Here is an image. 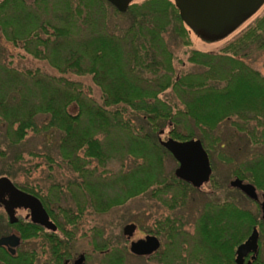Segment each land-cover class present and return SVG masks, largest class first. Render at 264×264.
<instances>
[{"label": "trees", "instance_id": "16d2710c", "mask_svg": "<svg viewBox=\"0 0 264 264\" xmlns=\"http://www.w3.org/2000/svg\"><path fill=\"white\" fill-rule=\"evenodd\" d=\"M111 12L127 20L118 34L108 28ZM190 31L194 32L181 19L174 0H133L124 12L107 0H0L3 144L14 150L28 131L56 133L57 159L47 154L45 164L54 171L64 165L72 175L65 186L53 179L46 194H41V187L14 182L41 201L48 220L56 225L51 229L34 221L32 234L26 231L22 238L33 235L49 244L56 264L73 248L86 210L105 214L144 194L160 201L168 212L155 222L154 233L164 239L165 247L155 256L160 255L163 264H183L176 261V251L190 238L176 210L197 189L174 172L165 173L164 158L173 157L160 140L166 134L181 142L199 139L210 158V149L219 142L215 132L227 122L249 144L264 145V76L245 61L252 51L264 49V13L218 53L194 49ZM167 36L178 38L187 49L186 62L195 70L174 67ZM17 47L46 62L58 75L17 71L10 52ZM69 72L90 77L101 102L83 83L69 80ZM37 116L47 120L40 127ZM13 159L3 173L15 178L17 170L11 164L22 160L21 152L15 151ZM114 164L119 169H108ZM126 164L130 166L125 168ZM232 174L264 195V153L241 161ZM63 190L76 202L82 194L83 201L74 208L57 205L55 212L51 195ZM226 198L207 201L196 220L199 239H194L216 251L231 250L253 226L264 231L263 218L238 209ZM91 230L98 239L90 238L89 251L100 255L98 264H124L123 234L99 226ZM81 234L88 236L84 230ZM28 262L26 257L10 260L11 264Z\"/></svg>", "mask_w": 264, "mask_h": 264}, {"label": "rangeland", "instance_id": "374dc122", "mask_svg": "<svg viewBox=\"0 0 264 264\" xmlns=\"http://www.w3.org/2000/svg\"><path fill=\"white\" fill-rule=\"evenodd\" d=\"M140 3L144 0H135ZM264 13V5L260 8V10L253 15L247 23L243 26H240L236 31L230 34L227 37H210L209 39H205L196 35L194 32L190 31L189 36L192 41V47L194 49H198L204 52H213L218 53L220 49L230 40L235 38L239 33H241L252 21L255 17L260 16ZM112 17L109 20L108 28L110 31L117 33L121 28L126 27L127 20L125 17L116 14L114 15L112 12ZM118 34V33H117ZM2 35L0 34V47L2 45ZM166 44L169 49L174 53L175 58L173 60V65L177 70L182 71H190L195 70L191 64L186 62V48L180 43L177 37L171 36L166 37ZM19 46V45H18ZM13 55V68L17 71H26L31 70L32 72L35 70L42 71L45 73H51L57 76V72L52 70L44 61L34 60L29 55L26 54L25 51L21 47H17V49H11L10 51ZM245 61L254 69L259 71L261 75L264 76V49L254 50L250 53L248 59ZM66 77L69 80L76 81L78 83H83L85 85L86 91L91 94L93 99L98 103L100 101V93L98 89L92 84L90 77L76 75L73 73H67ZM164 97V95H163ZM72 109L71 112H73ZM46 117L37 116L36 122L40 127L43 123H45ZM191 124V121L185 120ZM181 129V128H180ZM183 133L184 128L181 129ZM3 127L0 125V176L6 175L4 174V169H6V164L14 161V152H21L22 160L17 164L13 165V168L16 169V177L13 178L8 176L13 182L22 184L28 183L32 186H38L40 188L41 194H46L50 185L52 184V180H57L60 184L65 186V183L69 178L72 177L70 172L63 165V169L60 170H52L49 165L45 164V156L49 154L52 157L57 159V150L56 143L58 141V135L56 133L52 134V132L48 133H34L29 132L23 140L22 144L17 149H7L3 144ZM197 135V134H196ZM219 138L218 144L210 149V161H212V175L211 179L206 182L201 189H197V191L189 192V195L185 201L183 207L176 210L179 215H182L185 221V225L183 226V230L187 233V238L189 239V246L194 247L198 241L195 239H199L198 232L196 228V220L197 216L200 213V209L207 201H217V199H226L229 201L237 199V203L240 207L249 209L253 212L257 217L261 216L260 206L255 205V201H250V198H245L242 196L235 188L229 185L230 180L234 179L232 172L234 167L256 153H264V145L259 144H249L247 142V138L241 132L235 130L229 123H223L218 131L215 132ZM164 139L167 138V134L163 136ZM220 143H223V146L220 147ZM95 162L92 161L90 167H94ZM130 165L126 164L125 168H128ZM177 163L176 161L169 157L168 155L164 158V171L166 174H171L176 169ZM108 169L117 170L119 169V164H114L109 166ZM75 177V175H73ZM51 183V184H50ZM238 190V191H237ZM260 201L263 200L262 193L257 190ZM54 200V204H52V208L57 212L56 207L60 205L61 207H71L74 208L76 203H82L83 198L82 194L76 198L78 202L73 200L71 194L68 191H61L59 193H55L51 195ZM247 197V196H246ZM236 198V199H235ZM56 200V201H55ZM226 200V201H227ZM252 200V199H251ZM168 212L161 208L160 201L155 198H151L149 194H144L138 196L134 199L128 200L123 205L113 208L108 213L100 214L93 211H85V220L82 228L80 229L77 239L73 245V248L68 252L71 257H77L79 253H84L87 256L89 253V257L86 259L87 264H98L101 262V257L97 253L89 251L90 243L88 241L90 238L98 237L96 235H92V230L97 228L109 230L106 232L113 233H122L123 226L126 223L134 222L137 225V229L135 230L131 240H136L138 238L144 237L145 233H151L155 235L156 220L161 216L167 214ZM62 222V221H61ZM142 226V227H140ZM66 228H69L68 226ZM86 232L88 236L82 237V231ZM61 235V234H60ZM60 237V236H59ZM122 244L126 246V257L124 264H163L158 261V256H153L152 258L146 260L140 256L135 257L129 253L128 244L129 240L123 235ZM195 238V239H194ZM161 247L157 252L162 253L165 249L164 247V239L160 237ZM28 245L32 246L34 249V253L36 252L37 259L35 261L36 264H56L53 259V252L50 249L49 244H44L39 237L34 238L32 243L28 242ZM189 246L186 244V248L183 252L178 251L179 254H183L188 256ZM26 248V245L24 246ZM63 259V258H62ZM60 264H63L62 262Z\"/></svg>", "mask_w": 264, "mask_h": 264}, {"label": "water", "instance_id": "95a60500", "mask_svg": "<svg viewBox=\"0 0 264 264\" xmlns=\"http://www.w3.org/2000/svg\"><path fill=\"white\" fill-rule=\"evenodd\" d=\"M119 11L124 12L133 0H107ZM181 19L200 37H226L245 20L251 17L264 3V0H174ZM161 144L179 163L174 170L175 175L189 182L193 187L199 188L206 183L212 173L210 160L206 150L199 139L178 141L173 138L160 140ZM231 187L239 189L252 200L258 198L256 187L242 179L235 177L230 180ZM0 187L13 192L16 204L29 207L32 211L34 221L51 229L56 225L48 220V214L41 201L34 195H27L24 191L18 190L8 177L0 178ZM264 211V203H262ZM137 225L134 222L126 223L122 233L129 240L128 250L135 256L152 254L160 247L157 236L148 234L145 237L131 240ZM15 246L19 238L16 236L0 238V245L10 242ZM258 246V230L256 227L248 238L237 248L236 262L241 264L242 256ZM85 256L80 254L73 264H84Z\"/></svg>", "mask_w": 264, "mask_h": 264}, {"label": "flooded vegetation", "instance_id": "af4514ba", "mask_svg": "<svg viewBox=\"0 0 264 264\" xmlns=\"http://www.w3.org/2000/svg\"><path fill=\"white\" fill-rule=\"evenodd\" d=\"M263 5L264 3L260 6V8ZM260 8L253 15H255L260 10ZM251 17H249L242 24H240L230 34L236 31L240 26H243L245 23H247V21ZM176 163H177L176 167H178L179 163L177 161ZM211 175L209 180L211 179ZM1 177H6V176H0V178ZM12 183L18 190L24 191L21 188L17 187L13 181ZM202 186L196 189H201ZM26 194L28 195V193ZM262 198L263 200L260 201L258 196V198L254 200L255 201L254 203L256 206L257 205L260 206V211H261L260 217L264 219V211L262 208V203H264V195H262ZM229 199H230L229 201L233 203L235 207H237L238 209H242V207L238 205L236 198H235L236 199L235 202L231 200V198ZM33 224H34V217L31 209L25 205L16 204V200L13 195V192L9 189H4L0 187V238L3 237L10 238L11 236H16L19 238V241L15 246L12 244L14 239H11L10 242H7L6 244L0 245V264H11L10 260L12 259V257H16V258L26 257L28 258L29 261L28 264H33L34 249L31 245L30 246L28 245V242L32 243L34 237L32 235L30 238L27 239L22 238V233L26 231L32 234L31 229L33 228ZM253 227H256L258 230V246L256 250L248 251L242 256L241 264H264V231L260 229L258 226H253ZM252 228L249 234L246 236V238L241 242H239L238 244L234 245L231 248V250L216 251L211 247L210 244L200 241H198L194 247H190L188 243L181 244V248H180L181 252L185 250L184 248H186L185 246L187 244L190 248L188 251L189 253L188 256H186L183 254H179L178 252L179 250L176 251L178 254L176 257L177 258L176 261H182L183 264H238L236 262L237 248L241 243H243L248 238V236L252 231ZM148 234L151 233H145L144 237ZM25 245L26 248L24 247ZM157 251L153 252L152 254L144 255L141 257L148 260L153 256H155ZM66 254L67 253H64V257L62 259L63 264H73L74 260L82 253H79L77 257H71L69 253L67 254V256L69 255L67 257ZM178 257H180L181 259H178ZM85 260H86V256H85Z\"/></svg>", "mask_w": 264, "mask_h": 264}]
</instances>
